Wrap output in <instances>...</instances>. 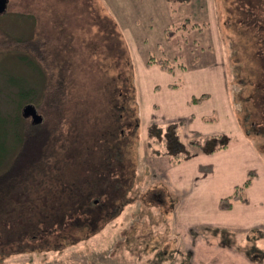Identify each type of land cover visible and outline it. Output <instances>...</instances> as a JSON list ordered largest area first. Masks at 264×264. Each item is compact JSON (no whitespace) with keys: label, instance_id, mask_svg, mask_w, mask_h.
<instances>
[{"label":"rangeland","instance_id":"rangeland-1","mask_svg":"<svg viewBox=\"0 0 264 264\" xmlns=\"http://www.w3.org/2000/svg\"><path fill=\"white\" fill-rule=\"evenodd\" d=\"M0 264H264V0H9Z\"/></svg>","mask_w":264,"mask_h":264},{"label":"trees","instance_id":"trees-1","mask_svg":"<svg viewBox=\"0 0 264 264\" xmlns=\"http://www.w3.org/2000/svg\"><path fill=\"white\" fill-rule=\"evenodd\" d=\"M253 12H255V11H253ZM257 12V11H256ZM148 64L149 65H156V64H158V66L159 67H161V68H163V69H165V70H170V67H168L167 65H166V61H164V60H153V61H148ZM29 95V94H28ZM28 95L26 94V96L28 97ZM26 96H24V98L26 97ZM199 99L198 98H195L194 99V102H196V101H198ZM2 116V121H5V122H8V123H10V125H13L14 126V133L16 132V134H17V136L18 137H21L22 135H23V120L21 119V117L19 116V114L17 113V117H14V118H12V119H8L7 118V116H3V115H1ZM24 118V117H23ZM44 123V118H43V121L41 122V123H39V124H32V126L33 127H35V126H40V125H42ZM164 133V136L163 137H157V138H159V139H164L165 141H166V143H169L170 144V147H171V154L173 153V154H181V151H182V149H184V147H186V146H182V145H185V144H183L182 142H181V139H179V130H178V126H169L168 128H167V131H165V132H163ZM170 133H172V134H170ZM18 141V138L16 139V142ZM18 143H14V145L12 146V150H11V153H12V151H14L15 150V145H17ZM182 144V145H181ZM191 144H196V145H198V146H200V148L202 147V145H201V143H199L198 141H196V140H191ZM228 148V144H225V143H223L222 144V146H220L218 149H216V148H213V149H211L210 151H208V150H206V151H208V152H211V153H215L217 150H225V149H227ZM10 156V155H9ZM191 157V153H188V154H185V160L186 159H189ZM253 171H255V170H253ZM253 171L251 170L250 172H249V177H248V179L244 182V184L243 185H239V186H236V191H235V194H236V192L237 191H239L240 189H242V188H249L250 186H251V184H252V180H253V177L251 176V174L253 173ZM67 187V186H66ZM2 188H3V186H2ZM14 188V185L12 186V188H10L9 189V191L10 192H12L13 189ZM234 194V195H235ZM5 198H8V196L7 195H5L4 196ZM235 197V199H238V200H240L239 198H237L236 197V195L234 196ZM226 199V198H225ZM7 200H9V199H7ZM243 201L244 202H248L249 200H248V198H243ZM99 201L98 200H96L95 201V203L97 204ZM84 203L85 204H87L88 205V203L87 202H82V205H84ZM89 206V205H88ZM223 206H221V208H222ZM89 208V207H88Z\"/></svg>","mask_w":264,"mask_h":264},{"label":"water","instance_id":"water-1","mask_svg":"<svg viewBox=\"0 0 264 264\" xmlns=\"http://www.w3.org/2000/svg\"><path fill=\"white\" fill-rule=\"evenodd\" d=\"M9 0H0V15L7 11ZM22 115L25 118H32L33 124H39L43 121V116L40 115L34 105L28 104L22 109Z\"/></svg>","mask_w":264,"mask_h":264},{"label":"crops","instance_id":"crops-1","mask_svg":"<svg viewBox=\"0 0 264 264\" xmlns=\"http://www.w3.org/2000/svg\"><path fill=\"white\" fill-rule=\"evenodd\" d=\"M160 68H161V67H160ZM161 69H162V70H165V69H163V68H161ZM166 71H167V70H166ZM173 87H175V86H173ZM192 98H193V99H192V101L194 102V99H195L196 97H195V98H194V97H192Z\"/></svg>","mask_w":264,"mask_h":264}]
</instances>
